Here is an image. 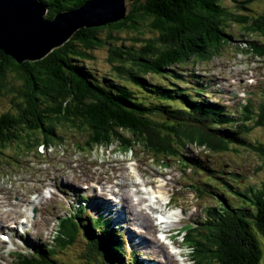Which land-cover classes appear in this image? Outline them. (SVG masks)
Returning a JSON list of instances; mask_svg holds the SVG:
<instances>
[{
    "label": "trees",
    "instance_id": "obj_1",
    "mask_svg": "<svg viewBox=\"0 0 264 264\" xmlns=\"http://www.w3.org/2000/svg\"><path fill=\"white\" fill-rule=\"evenodd\" d=\"M39 1L47 7L46 17L52 18L86 0ZM127 1L123 19L79 29L41 60L19 63L0 50V98L10 97L12 108L0 114V153L11 146L18 155L35 152L37 144L56 136V126L68 125L87 131L91 144L117 140L121 149L130 150L138 144L154 159L175 158L183 172L198 173L206 168L198 158L184 153L188 146L220 153L242 144L238 131L244 130V121L253 112L251 101L232 116L225 106L194 97L179 86L152 83L147 75L166 73L179 78L174 66L189 59L194 64L211 60L230 42L225 29L232 24L240 25L246 32L243 35L253 31L264 37V12L255 17L242 14L221 0ZM246 1L234 0V7L249 9ZM123 31L132 35L114 34ZM250 45L264 55V46ZM102 47L108 49V61L127 83L101 80L84 63L92 58L91 50ZM260 112L263 117L264 109ZM254 150L264 162V147ZM3 163L0 157V174L6 175ZM218 179L220 183L208 181L205 185L212 188L204 190L213 193V189L225 188L248 205L234 207L223 193L215 192L216 203L203 210V220L180 230L185 232L184 244L192 248V262L259 264L262 251L257 235L264 240V180L261 187L246 191L234 189L222 176ZM189 187L198 188L192 183ZM79 219L64 218L53 244L33 247V254L23 256L21 264H69L59 255L80 237L84 247L78 256L88 263L93 254L100 264H139L136 259H123L122 245L106 222Z\"/></svg>",
    "mask_w": 264,
    "mask_h": 264
},
{
    "label": "rangeland",
    "instance_id": "obj_2",
    "mask_svg": "<svg viewBox=\"0 0 264 264\" xmlns=\"http://www.w3.org/2000/svg\"><path fill=\"white\" fill-rule=\"evenodd\" d=\"M221 1L231 9L240 11L242 14L253 15V17L264 12V0L244 2L249 9H237L234 7L236 6L234 0ZM225 30L230 34V42L222 46L209 61L195 64L187 61L180 64L176 71L181 72L183 79L177 83L194 97L218 102L231 112L237 111L238 102L244 98L250 100L254 110L257 111L259 104L264 101V55H259L250 44L256 42L257 45L264 46V37L253 31L243 35L246 32L240 25L235 24ZM114 34L132 35L129 31ZM119 42L122 40L117 41ZM90 53L92 58L84 63L97 78L118 79L119 82L127 83L108 61V49L96 48ZM166 75V73L148 74L147 78L153 82L163 83L165 82L163 77ZM200 82H206V84L202 85ZM191 85H194L193 88ZM9 110H12L10 97H1L0 114ZM261 114V112H253L244 121V130L238 131L242 144L231 146L228 151L206 153L194 145L187 147V155L201 158L210 169L216 170L213 178H208L207 171L195 174L190 171L181 173L182 167L175 160L168 162V168H161L137 148V169L145 174V176H139L135 172V162L123 160L128 159L129 154L115 151L116 147L108 149L95 147L91 152L79 151L75 143L82 142L85 139L84 134L67 127L60 129L59 135L63 140H54L53 146L47 151L38 149L37 153L23 155L19 163L8 166L15 176H0V232L5 233L8 224L13 220L27 218L23 225L25 233L16 235L12 232L8 242L0 239V264H15L16 258L12 252L25 248L23 240L34 243L49 242L58 216L69 215L67 212L72 206H76L79 195L88 200L87 210L81 221H87L89 215H93L92 218L95 219L97 212L94 211V206L101 204L103 209L106 204L105 200L99 197L102 189L104 190L101 196H105L107 190L106 201L114 208H118L113 209L111 205L106 204L105 212L113 215L114 223L120 224L113 226L124 232L122 240L125 251L124 260L129 258L130 250H135L139 252L141 260L150 259L156 264H177L174 258L166 261L162 259L163 252L157 248L161 243L156 237L154 238L153 223L150 224V228L154 240L144 237L135 239V235L146 234L144 227L147 226L146 230L151 231L147 221L152 218L142 211H137L134 204L147 202L145 198L149 192H155L158 195V203L166 201L172 194L170 205H179V208H173L175 212L173 216L181 219L180 222H172L175 229L194 220H203V209L216 203L215 192L223 193L230 205L234 207H246L247 201L238 198L225 188L213 189V193H205L203 188L207 190L212 188L205 186L208 181L220 183L218 174L222 176V179L233 184L234 189L249 191L261 187L264 180V162L262 154L254 151L256 146L264 147V116L261 117ZM5 153L12 154L13 147L11 146ZM1 158L3 161L6 160L4 156ZM110 162L118 163L119 171L127 176L120 175L116 164L103 166L102 173L105 176L99 175L100 167ZM146 181L156 186L150 187L143 193L141 188ZM191 181L193 184L198 183L200 190L191 191L188 186ZM50 190L51 192H48ZM44 192H47L46 197L42 195ZM113 194H118L121 198ZM138 198H142V201L141 199L137 201ZM124 200L128 205H125ZM33 208L36 210L34 217L28 215ZM119 210L121 214H118ZM102 212L105 213L103 210ZM16 231L18 232L17 229ZM131 231L132 236H129ZM257 236L262 251L259 264H264V240L260 235ZM16 243L20 246H16ZM83 247L84 241L80 237L73 247L65 253H60L59 257L69 264H100L92 254L88 253L92 258L91 263L78 256ZM183 247L186 250L187 247ZM186 264L190 262L186 261Z\"/></svg>",
    "mask_w": 264,
    "mask_h": 264
},
{
    "label": "water",
    "instance_id": "obj_3",
    "mask_svg": "<svg viewBox=\"0 0 264 264\" xmlns=\"http://www.w3.org/2000/svg\"><path fill=\"white\" fill-rule=\"evenodd\" d=\"M127 11V0H86L48 18L39 0H0V50L19 63L41 60L79 29L112 23Z\"/></svg>",
    "mask_w": 264,
    "mask_h": 264
},
{
    "label": "clouds",
    "instance_id": "obj_4",
    "mask_svg": "<svg viewBox=\"0 0 264 264\" xmlns=\"http://www.w3.org/2000/svg\"><path fill=\"white\" fill-rule=\"evenodd\" d=\"M66 43V42H65ZM64 43V44H65ZM63 44V45H64ZM56 49V48H55ZM216 54V53H215ZM214 54V55H215ZM213 55V56H214ZM47 56V55H46ZM212 56V57H213ZM187 61H192L191 59H189V60H187ZM187 61H185V62H187ZM184 62V63H185ZM193 62V61H192ZM182 64V63H181ZM193 64H194V62H193ZM179 66H180V64H178V65H176V66H174L173 67V69L176 71V69H178L179 68ZM176 73L178 74V75H180L181 77H179V78H176V77H170V75H166L165 77H163L164 79H165V82H153V81H151L150 80V82H152V83H155V84H161V85H174V86H179L180 88H181V90H185V92H188L187 90H186V88H184V87H182L180 84H178L177 83V81H181L182 79H183V76L181 75V72H179V71H176ZM173 83V84H172ZM201 83V82H200ZM202 85L203 84H206V82H204V83H201ZM192 86V88H193V86L194 85H191ZM189 93V92H188ZM198 93V92H197ZM190 94V93H189ZM183 96V95H182ZM207 101H210V102H214V103H217V104H220V103H218V102H215V101H212V100H209V99H206ZM246 101V102H245ZM245 101H240V102H238V104H237V111L235 112H231V114H232V116H235V115H238L239 114V112L241 111L239 108L240 107H243L244 105H246L247 104V102L248 101H250V100H245ZM221 105V104H220ZM223 106V105H222ZM226 108V107H225ZM261 108H262V111H263V109H264V101L262 102V106H261ZM228 110V109H227ZM229 111V110H228ZM252 111L254 112L255 110H254V107H253V109H252ZM252 112V113H253ZM246 120H247V118H246ZM69 128V129H73V130H75V128L74 127H69L68 125H65V126H56V131H55V137L53 136V137H51V140H49V141H47V142H40L39 144H37V146H36V149H37V151H35V152H31V153H37L38 152V149H41L42 151L43 150H45V151H47V149L48 148H51V146H53V141L55 140V141H61V140H63V138L59 135V130L60 129H62V128ZM80 132V131H79ZM82 135L84 134V137H85V139L82 141V142H77V143H75V146L79 149V151H89V152H91L93 149H95V147H98V148H106V149H108V148H110V147H116V149H115V151H117V152H119V153H121V154H123V153H126V154H129L130 155V157L128 158V159H123V160H125V162H128V161H134L135 162V172L136 173H138V175L139 176H145V174H144V172L143 171H140V170H138L137 169V165H138V159H137V152H136V150H137V148L140 150V152H142L143 154H145L146 156H148L150 159H151V161L152 162H155L159 167H161V168H168L169 167V165H168V162L169 161H171V160H174L175 158H167V159H162V160H159V159H154L150 154H148V153H146L143 149H142V147L141 146H139L138 144H136L135 146H133L132 148H131V150L130 149H121L120 147H119V144H118V141L117 140H114V141H112V142H110V143H106V144H102V143H100V144H91L90 142H89V133H87V131H84V130H82L81 132H80ZM24 145H25V143L23 142V148H24ZM195 146V145H194ZM196 147H198V148H201V151H205L206 153H214V152H210L209 150H207L204 146H196ZM8 149H6L5 151H7ZM15 147H13V153L12 154H8V153H5V151H4V153H0V157H2V156H4V157H6V161L4 160V163H3V167L5 168V169H7L6 171L8 172V174H6V175H2V174H0V176H15V173L14 172H12L9 168H8V166H11V165H13L14 163H18V162H15V161H12V159L11 158H14V159H17V160H21V159H23V155H29V154H27V153H24V154H22V155H18V154H16L15 153ZM255 151V150H254ZM30 153V154H31ZM184 153L186 154V151H184ZM220 153H222V152H220ZM115 155V154H114ZM189 156V155H188ZM132 157H134V158H132ZM190 157H192V156H190ZM196 158H198V157H196ZM2 159V158H1ZM200 161H201V164L202 165H204V167L206 168L204 171H207V174H208V176H214L215 174V172H216V170L215 169H210L209 168V166L208 165H206V164H204V161L201 159V158H198ZM176 161V160H175ZM177 162V161H176ZM178 163V162H177ZM45 164V163H44ZM110 164H116L117 165V171L120 173V175L121 176H127V175H125V174H122L120 171H119V164L118 163H115V162H110L109 164H104V165H102L101 167H100V172H99V175H102V176H105V175H103V173H102V167L103 166H108V165H110ZM179 164V163H178ZM182 167V166H181ZM187 171H189V169H187L185 172H183V168H181V173H186ZM204 171H202V172H198V173H203ZM12 172V173H11ZM192 174H195L194 172H192V171H190ZM218 176H221L220 174H218Z\"/></svg>",
    "mask_w": 264,
    "mask_h": 264
},
{
    "label": "bare ground",
    "instance_id": "obj_5",
    "mask_svg": "<svg viewBox=\"0 0 264 264\" xmlns=\"http://www.w3.org/2000/svg\"><path fill=\"white\" fill-rule=\"evenodd\" d=\"M124 17H122V18H120V19H118L117 21H119V20H121V19H123ZM117 21H114V22H117ZM189 112V111H188ZM120 196V195H119ZM126 196H127V194L125 195V200H126ZM120 198H121V196H120ZM124 200V201H125ZM128 200V199H127ZM131 201V200H130ZM107 204H109V205H111L110 203H108L107 202ZM125 205H128L127 203H126V201H125ZM111 207L113 208V206L111 205ZM114 209V208H113ZM125 213V212H124ZM118 214H121V212H120V210H119V212H118ZM173 215H175V213L174 212H172V211H169L168 213H164V214H162L161 215V217H160V222H166V221H168ZM87 218V217H86ZM74 219V218H73ZM72 219V220H73ZM74 222V221H73ZM75 223V222H74ZM89 226V225H88ZM1 233V232H0ZM144 244V243H143ZM39 246V245H38ZM85 250V249H84ZM86 251V250H85ZM88 251V250H87ZM93 255V254H92ZM128 260V259H127ZM64 261V260H63ZM92 264V263H91Z\"/></svg>",
    "mask_w": 264,
    "mask_h": 264
}]
</instances>
